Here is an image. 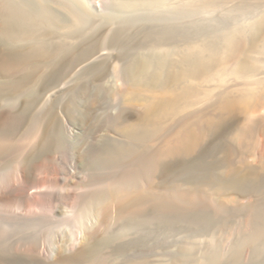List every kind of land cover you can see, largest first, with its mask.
I'll list each match as a JSON object with an SVG mask.
<instances>
[{
  "label": "bare ground",
  "instance_id": "obj_1",
  "mask_svg": "<svg viewBox=\"0 0 264 264\" xmlns=\"http://www.w3.org/2000/svg\"><path fill=\"white\" fill-rule=\"evenodd\" d=\"M213 1L209 0L208 3ZM164 2L166 0H0V10L5 12L1 31L19 41H33L28 46H13L11 41H0L2 68L23 71L20 77L0 84V109H3L0 125L4 126L10 141L0 147V165L6 168L5 172L0 171V264H111L115 259H122L120 264H160L157 254L154 260L148 261L147 255L131 250L136 251L150 238L158 244L160 216L163 222H166L163 218L167 214L182 216L189 222L204 220L206 216L201 209L197 211L196 206L200 205L196 204V194L192 192L201 185L251 194L256 197L251 207L256 211L264 210V175L254 169L241 170L231 165L230 146H213L210 160L202 155V131H207L209 135L222 131L223 117L209 119L205 130L198 125L184 126L186 128L181 135L178 134L177 142L168 147L170 154L174 153L180 159L171 165L166 164L163 168L166 178L160 180L157 173L155 185L150 188L145 171L146 140L154 135V130L148 126L147 119L153 114L174 110L178 95L148 100L145 113L142 112L143 121L121 135L128 141L118 140L126 157H130L135 150L138 152L136 167L130 168L124 161L118 175L107 172L92 177L96 179L77 191L78 196L80 193L90 195L85 204L81 205L78 200L72 204H61L59 193L64 192L62 189L65 187L57 185L56 175L33 177V168L46 167L41 165H47V161H51L52 165L61 161L51 155L58 144V117L53 113L47 122L43 121L47 108L39 103L42 93L23 98L19 103H12L15 102L14 98L5 96L23 91L38 75L39 67L49 64L54 59L53 53L64 49L68 44L66 38L70 39V43L84 38L98 20L117 21L120 25L118 28L122 29L126 23L141 26L144 35H139H143V41L136 44L120 71L116 69V64L110 71L111 76L126 77L127 82L135 87H158L163 90L170 83H179L183 77L200 74L211 67L212 59L220 50L215 39L207 40L202 45L208 54L185 51L178 67L169 66L165 54L160 53V4ZM106 8L109 9L106 11ZM256 24L264 27V10L247 25L248 29L252 27L253 30ZM150 29H156L155 38ZM257 31L255 36L252 32V38L256 37ZM226 35L223 36L227 40L226 49L231 53L239 46L240 40L228 41ZM95 44L63 55L65 57L47 77L80 75V69L93 59L103 55L107 58L105 53L108 51L102 52L107 48H103V45L99 53ZM94 74L103 77L105 71L96 70ZM47 87L48 83L44 84L43 89ZM247 95L240 99L239 104L244 103L247 107L252 103V94ZM229 102L222 105L233 106ZM256 107L255 104L250 105L245 122L236 128L233 136L236 141L250 137L257 128L264 133L262 119L249 116L256 111ZM121 119L126 121L127 116L122 114ZM70 132L73 130L70 129ZM30 134H35L34 145L25 156L11 160L9 150L14 147L19 151L24 144L20 138ZM131 139L136 141V148H132ZM217 150L222 153L219 158L214 156ZM52 165L51 172L54 173L56 168ZM160 184L164 185L162 192ZM177 185L186 187L179 188ZM102 195L104 198H101ZM58 204L59 212L56 211ZM110 208H114V217ZM69 217L72 222L70 232H66L65 223ZM93 229L101 231V234L99 238L90 240L88 237ZM256 232H260V229Z\"/></svg>",
  "mask_w": 264,
  "mask_h": 264
},
{
  "label": "rangeland",
  "instance_id": "obj_2",
  "mask_svg": "<svg viewBox=\"0 0 264 264\" xmlns=\"http://www.w3.org/2000/svg\"><path fill=\"white\" fill-rule=\"evenodd\" d=\"M208 1L166 0L160 4V53L165 54L170 67L176 68L180 65L185 51L208 54L202 47L207 40L215 39L220 46L218 54L211 61V67L200 74L183 77L181 83L179 82L181 85L170 83L163 90L154 87L155 90L131 86L126 77L121 75L111 76L113 64H116V69L120 71L129 55L140 41H143L144 33L138 25L126 23V29L124 26L122 29L118 28L120 25L118 26L117 21L98 20L93 30L84 38L73 43L66 38V51L63 49L53 53L54 59L39 67L38 75L33 77L32 82L23 91L5 96L13 97L15 102L12 103H19L23 98L42 93L39 103L47 108L43 121L47 122L53 113L58 117V144L51 155L61 161L53 165L51 161H47V165H41L46 167L33 168V177L38 178L41 174L56 175L57 185L65 187L62 189L64 192L59 191L61 204H72L76 200L81 205L85 204L90 195L80 193L78 196L77 191L80 187L92 183L96 179L92 178L95 175L98 177L107 172L118 175L124 161L130 168H135L138 152L134 149L135 152L126 157L118 140L128 141L121 135L143 121L142 116L148 100L171 95H178L174 110L153 114L147 119L148 126L154 130V135L146 140L145 171L150 188L155 185L157 173L160 174V180L166 178L164 166L180 159L174 153L170 154L168 147L177 142L184 128L198 125L197 127L205 130L208 120L218 117L225 119L223 130L213 135L202 131V155L210 160L213 146H230L231 165L241 170L254 169L264 175L263 130L257 128L250 137L240 141L233 139L236 128L245 122L244 117L250 112V105L255 104L257 107L249 116L262 119L264 127V27L256 24L253 30L252 27L248 29V24L255 21L258 14L264 10V0H214L211 4ZM108 9L106 8V11ZM4 13L0 10V27L5 20ZM137 26L142 33L137 32ZM224 35L228 37V41L240 40L239 46L231 53L226 49L227 40ZM1 40L11 41L13 46H28L33 42L19 41L0 29ZM91 43H96L99 53L106 47L108 50L104 49L102 52L108 51L105 55L109 57L112 54L111 57L106 58L103 55L98 57L99 59H93L80 69V75L47 77L65 57L63 55L73 53ZM96 70H104L105 75L96 77ZM22 74L23 71L17 69H3L0 63V84H6ZM46 83L48 87L43 89ZM246 95L252 96L253 99L247 107L244 103L239 104L240 99ZM238 96L240 97L237 98ZM226 101H231L229 103L233 106H223ZM2 112L3 109H0V115ZM122 114L127 116L126 121L121 119ZM70 129L73 132H70ZM20 140L24 143L22 148L17 151L12 147L8 152L11 160L25 156L34 145L36 137L35 134L23 135ZM8 141L9 136L4 126L0 125V147ZM129 141L132 148L136 146L134 139ZM221 155L220 150L214 153L217 158ZM51 165L56 168L54 173L51 172ZM5 169V166L0 165V171L5 172ZM197 188L198 190L192 192L196 194V204L200 205L196 206L197 211L201 209L206 216L204 220L189 222L182 216L167 214L166 219L163 218L166 222H163L160 216L158 244L150 238L145 245L136 251L132 249L131 252L147 255L148 261L154 260L157 254L160 264H204L206 261L209 264H264V210L256 211L251 207V202L256 197L235 191H221L209 185ZM163 189L164 185L160 184V192ZM101 198H104V195ZM59 210L60 204L56 207V211ZM113 211L114 208H110L114 217ZM66 222V232H70L72 218L69 217ZM258 228L260 232H256ZM100 234L101 231L93 229L88 238L97 239ZM121 261L122 259H115L111 264H120Z\"/></svg>",
  "mask_w": 264,
  "mask_h": 264
}]
</instances>
